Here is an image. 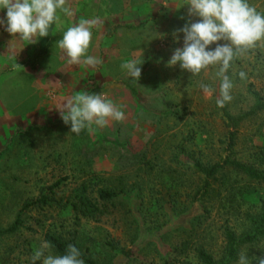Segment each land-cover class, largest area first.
<instances>
[{
  "label": "rangeland",
  "instance_id": "obj_1",
  "mask_svg": "<svg viewBox=\"0 0 264 264\" xmlns=\"http://www.w3.org/2000/svg\"><path fill=\"white\" fill-rule=\"evenodd\" d=\"M247 2L264 14V0ZM184 14L170 19L169 48L142 76L137 102L143 100L146 111L131 105L122 122L110 121L103 129L93 125L79 135L61 124L32 130L28 137H0V231L16 222L26 204L42 195L52 198L47 206L24 210L15 233L0 234V264H31L47 235L78 245L99 264H202L200 249L217 260L223 256L226 231L252 233L253 220L263 213L264 182L226 167L201 197L204 176L195 165L214 166L230 156L264 172V110L237 127L231 152L225 117L244 115L264 98V41L236 55L226 73L234 85L232 99L220 108L218 66L197 76L179 64L167 66L174 50L183 47V33L179 43L173 33L200 20L189 16L187 5ZM201 83L215 89L211 98H205ZM117 94L122 96L118 91L113 97ZM84 183L98 202L101 190L120 193L106 214L76 219L68 202L77 200ZM242 250L256 264L255 257H264V239Z\"/></svg>",
  "mask_w": 264,
  "mask_h": 264
},
{
  "label": "crops",
  "instance_id": "obj_2",
  "mask_svg": "<svg viewBox=\"0 0 264 264\" xmlns=\"http://www.w3.org/2000/svg\"><path fill=\"white\" fill-rule=\"evenodd\" d=\"M186 4V0H66L72 15L58 10L60 20L50 26L48 37L35 44L13 41V55L23 68L19 70H13L14 61L7 54L13 37L0 27V137H28L32 130L59 127L64 122L56 108L81 91L103 93L122 111L131 105L146 111L145 102H137L142 76L169 48L165 31L170 19L185 17ZM5 16L6 10L0 11V18ZM81 18H98L86 53L102 61L96 67L68 65L65 51L56 45ZM129 59L144 61L138 82L121 69ZM118 91L122 96L113 97Z\"/></svg>",
  "mask_w": 264,
  "mask_h": 264
},
{
  "label": "clouds",
  "instance_id": "obj_3",
  "mask_svg": "<svg viewBox=\"0 0 264 264\" xmlns=\"http://www.w3.org/2000/svg\"><path fill=\"white\" fill-rule=\"evenodd\" d=\"M186 5L189 16H198L200 20L186 23L173 33L177 43L180 33H183V47L174 50L167 66L179 64L191 76H197L202 71L206 73L210 66H218L216 75L222 79L216 104L223 108L231 101V89L234 86L226 73L238 53L264 41V14L257 12L247 0H187ZM5 10L6 16L0 18V27L13 37L7 51L9 58L14 61L13 70L23 69L13 55L14 40L35 44L41 38L48 37L50 26L60 20L58 10L72 15L66 0H0V11ZM97 22L98 18H81L57 41L56 45L65 51L68 65L96 67L102 63L99 58L86 54L92 40V28ZM221 41L228 43L221 44ZM213 44L216 45L214 50L209 49ZM143 63V59H129L121 64V69L138 82ZM239 75L241 79L246 78L244 72ZM199 87L205 98L214 95L215 89L210 85L201 83ZM56 109L64 124L70 125L71 133L76 135L85 129L91 130L93 125L103 129L110 121L122 122L125 119V113L103 93L76 92ZM53 247L49 241L42 240L31 256V264H37V261L42 264H84L82 254L75 245L69 244L63 255L53 254ZM255 260L256 264H264V257H255ZM238 264H251L246 250L239 252Z\"/></svg>",
  "mask_w": 264,
  "mask_h": 264
},
{
  "label": "trees",
  "instance_id": "obj_4",
  "mask_svg": "<svg viewBox=\"0 0 264 264\" xmlns=\"http://www.w3.org/2000/svg\"><path fill=\"white\" fill-rule=\"evenodd\" d=\"M263 110L264 98L261 99L251 111L244 115L238 117H234L229 114L225 115L229 128L231 129V132L229 133V145L227 149L229 152L233 150L235 145V138L237 135V131L235 130L237 129V127H239V125L244 122L247 118ZM261 151H264V147L261 148ZM195 167L204 176L203 186L197 194V196L201 197L209 195L210 189L212 187V181L216 180L220 172L226 167H232L235 170L242 172L252 180L264 182V172H259L254 167H250L246 164H242L240 162L232 160L230 156H227L222 161V163L216 164L214 166L203 167L200 164H196ZM59 185L60 182L50 186L48 188L49 193L54 194L55 189H57ZM80 189L81 193L77 196V200L68 202L77 220H80L81 218L96 219L99 216L106 214L108 212L107 204L112 203V201L118 198L120 194L113 190H101L99 191V200L101 202H98L94 198L89 197V195H87L88 186L85 183L81 186ZM51 200L52 198H50L49 195H42L38 200L26 204L23 207L22 211H20L16 222L6 231H0V234L15 233L17 229L23 224L21 218L24 210L33 206H47L50 204ZM225 239V251L223 256L218 260L215 259L213 255L209 254L204 249H200L198 251V258L202 262V264H235L238 261L239 252L244 246L255 245L262 239H264V208L262 215L257 219L253 220V231L251 234L237 235L234 231L228 230L225 233ZM46 241H49L54 246L53 249L59 255L65 254L67 246L69 245L67 241L55 235H47ZM74 245L80 250L82 254L81 258L84 260V264H99L87 253L82 252L81 248L78 245Z\"/></svg>",
  "mask_w": 264,
  "mask_h": 264
}]
</instances>
